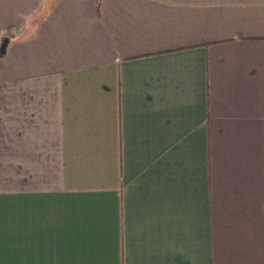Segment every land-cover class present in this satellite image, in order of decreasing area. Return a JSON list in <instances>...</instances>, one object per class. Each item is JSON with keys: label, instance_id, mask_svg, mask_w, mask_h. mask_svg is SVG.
Segmentation results:
<instances>
[{"label": "crops", "instance_id": "obj_1", "mask_svg": "<svg viewBox=\"0 0 264 264\" xmlns=\"http://www.w3.org/2000/svg\"><path fill=\"white\" fill-rule=\"evenodd\" d=\"M10 28L0 264H264V0H0Z\"/></svg>", "mask_w": 264, "mask_h": 264}, {"label": "trees", "instance_id": "obj_2", "mask_svg": "<svg viewBox=\"0 0 264 264\" xmlns=\"http://www.w3.org/2000/svg\"><path fill=\"white\" fill-rule=\"evenodd\" d=\"M45 15H46V14L43 13V14H41V16L35 18V19L31 22V25H30L31 27H30V29H29V32H28V31L26 32V35H28V36L32 35V33H33V31H34V26H35V25L37 24V22H39L40 19H41L43 16H45ZM14 32H16L15 29L10 28V29L7 31V34H6V36L4 37V39H5V38H8L9 40H13L14 37H16V36H14ZM3 56H4V55H0V57H3Z\"/></svg>", "mask_w": 264, "mask_h": 264}, {"label": "water", "instance_id": "obj_3", "mask_svg": "<svg viewBox=\"0 0 264 264\" xmlns=\"http://www.w3.org/2000/svg\"><path fill=\"white\" fill-rule=\"evenodd\" d=\"M9 39L8 38H5L3 39L1 45H0V55H4L5 52H6V49H7V46L9 44Z\"/></svg>", "mask_w": 264, "mask_h": 264}, {"label": "rangeland", "instance_id": "obj_4", "mask_svg": "<svg viewBox=\"0 0 264 264\" xmlns=\"http://www.w3.org/2000/svg\"><path fill=\"white\" fill-rule=\"evenodd\" d=\"M2 43V42H1Z\"/></svg>", "mask_w": 264, "mask_h": 264}]
</instances>
